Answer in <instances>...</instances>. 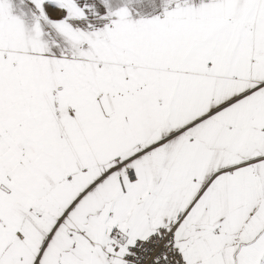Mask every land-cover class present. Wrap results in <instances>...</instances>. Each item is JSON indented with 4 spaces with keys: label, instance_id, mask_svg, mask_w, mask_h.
<instances>
[{
    "label": "snow or ice",
    "instance_id": "1",
    "mask_svg": "<svg viewBox=\"0 0 264 264\" xmlns=\"http://www.w3.org/2000/svg\"><path fill=\"white\" fill-rule=\"evenodd\" d=\"M0 264H264V0H0Z\"/></svg>",
    "mask_w": 264,
    "mask_h": 264
}]
</instances>
